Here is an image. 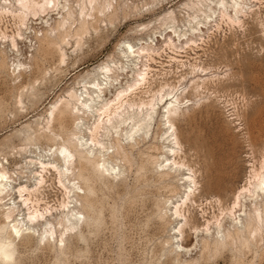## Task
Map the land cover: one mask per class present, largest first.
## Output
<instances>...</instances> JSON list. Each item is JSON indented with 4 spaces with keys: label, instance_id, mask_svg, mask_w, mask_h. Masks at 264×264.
<instances>
[{
    "label": "rangeland",
    "instance_id": "374dc122",
    "mask_svg": "<svg viewBox=\"0 0 264 264\" xmlns=\"http://www.w3.org/2000/svg\"><path fill=\"white\" fill-rule=\"evenodd\" d=\"M1 1L3 6L5 0ZM108 1L111 8L87 18L86 24L79 17L83 0H59L58 10L31 20L29 29L18 26L12 16L0 23L10 36L6 41L0 37V170L12 177L8 189L13 193L12 200L0 202V245L10 241L6 219L10 210L19 209L15 218L22 222L28 214L19 187L32 192L39 187L46 175L41 162H54L65 171L52 156L58 145L65 143L72 151L75 147L76 156L71 167L75 171L62 178L67 190L57 175L49 174L38 194L42 210L50 206L52 212L33 227L34 235L16 239L11 248L16 251L14 259L0 264H264V229L258 237L247 234V215L254 205L245 195L241 199L246 205L236 213L242 235L218 245L228 242V231L234 230L226 209L248 184L252 165L259 168L264 157V0H248L247 13L235 24L221 20V8L232 0H98V4ZM69 10L76 14L74 19L58 28ZM18 31L24 37L13 47L9 39ZM169 36L176 38L174 47L168 45ZM180 36L190 38V45L177 40ZM39 38L52 43L40 44ZM145 46L152 49V58L147 52L141 60L128 58L132 49ZM19 63L26 64L21 73ZM106 63L114 67L115 76L98 69ZM139 67L149 72L145 92L165 87L167 93L176 87L185 97L184 112L175 122L181 143L178 160L196 172L201 195L187 213L189 225L183 235L178 230L185 218L174 216V207L185 199L193 173L170 165L174 137H169L167 108L159 98L144 116L127 109L116 117L119 120L114 118V125L100 131L101 145L92 142L99 102L115 99L127 89ZM93 82L108 90L99 99L90 92L93 99L88 105L96 107L90 117L77 111L70 93L85 97ZM150 96L142 93L132 99L146 101ZM63 101L72 108L65 109V123L54 128L53 139L42 138L54 106ZM141 119L146 123L140 125ZM136 125L139 129L132 130ZM80 157L88 166L83 174ZM220 160L239 164V177L221 192L208 187L211 168ZM254 199L257 203L261 198ZM68 214H77L78 221L62 240L64 227L75 223ZM50 228L56 231L54 238L42 240Z\"/></svg>",
    "mask_w": 264,
    "mask_h": 264
},
{
    "label": "bare ground",
    "instance_id": "6f19581e",
    "mask_svg": "<svg viewBox=\"0 0 264 264\" xmlns=\"http://www.w3.org/2000/svg\"><path fill=\"white\" fill-rule=\"evenodd\" d=\"M247 1L248 0H232V4L229 7L222 5L223 8H221V20L225 21L227 24L228 23H231V24L239 23L240 19H241V15H245L247 13V11H246L247 5H248ZM1 2L4 3V0L1 1ZM258 2H259V0H258ZM82 3L83 4H82V6L80 8V16L79 17H81V19H83L85 24H86V22H88L87 18H89V17L93 18V16L95 17L98 14L99 15L105 14L106 10L109 9V7L111 8V6H112V2L111 1L106 2V4H104V5L98 4V0H88V3L83 0ZM87 4L90 6V9L88 8ZM1 6L2 5H0V7ZM64 6L66 7V4ZM58 7H59V0H15L14 4L12 2H10V0H9V2L7 0H5V3L0 8V23H2L3 20L6 19L7 17L12 16V19L17 21L18 26L21 25V27L29 29V24H30L31 20H34L35 18H37L39 16L42 17L43 15L49 13L50 11L58 10ZM87 10H88V12H87ZM60 13H61V11H59V14ZM74 14H75L74 11L72 12V11L69 10L68 19L66 18V16L64 17V15H62L63 17L60 18L61 21H59V23H58V28H60V27L64 28L66 26L68 20L74 19V16H73ZM69 24H70V22H69ZM82 24H80V26ZM19 29H20L19 31H22L21 28H19ZM69 29H70V27H69ZM80 30H82V29L80 28ZM19 31H18V33L16 35L19 39L17 37H15V35H13L11 37V40L9 39V41H11L10 44H12L13 47H18L19 41L23 40V38H22V37H24L22 35L23 33L21 32L22 33L21 34ZM51 31H54V29H52ZM85 31L86 30H84V32ZM46 32H47V30H46ZM56 32H58V30H56ZM77 33H78V30H77ZM59 34H61V33H59ZM8 35L9 34H7V32L2 30L1 27H0V37L5 40V39L10 37ZM169 39L171 41L169 40L170 43L168 45L174 47V43L176 41V38H175V41L174 40L172 41V36H169ZM54 40H56V39H54ZM177 40H179L182 44H185V45H190V42H191L190 38H186V40H184L181 36ZM44 41H48L49 42L48 44L52 43L51 40H48V39L43 40V39L39 38L40 44L42 42H44ZM66 43H68V42H66ZM77 44L80 45L79 43H77ZM60 45H62V44H60ZM49 46H51V45H49ZM150 50H152V49H150ZM150 50L148 48H146V46L145 47H141V48L137 49L136 51H133V49H132V53H131V55H128V58L129 59H132V58L136 59V58H140L141 57L143 59L142 56H143L144 52L149 53V57L152 58V56H151L152 53H150ZM30 58L33 59V56L30 57ZM65 58H66V55H65V52H63L62 56H61V62L62 63L65 62V60H66ZM141 58H140V60H141ZM25 66H26V64H24V63H19L18 64L17 69H18L19 73L24 71V67ZM98 69L102 72V74H104L107 77H109V76L111 77V75L115 76V75H113L115 73L114 72L115 71L114 67H112L111 65H109L107 63L103 64L101 66H98ZM137 71L138 72L135 75V79H133L134 80L133 83L132 84L130 83V85L128 86L127 89L120 90L117 93L115 99H112L110 101L107 100V102H99V103L102 104L100 107H97V108L96 107H92V108H94V110L96 108L95 112L97 113V115H96L97 118H96V121H95V124H94V129H93V134H92V142L95 143L97 146L101 145L100 141L98 140V136L100 134V131L102 129H104V127L107 124L111 125V123L114 120V118H116V117L119 118L121 116V114L124 113V112L128 113V112H126L127 109H129V110L132 109L133 111L136 110L139 113V115L138 114L137 115L141 116L143 114L144 110L145 111L147 110V112H149L152 109L154 110V108H155L154 102H155V100L157 98H159V100H160L159 103L161 104V106L167 108L166 113H165L167 115V117H166L167 120L166 121L169 124L168 126H170V128L168 127L169 131L172 130V133H171V135L169 137H174L173 145H175V147H173V149L171 150V153H172V156H173L174 159L172 161L173 163L170 164V165H172L173 167H175L176 169H179V170L181 168L185 167L191 173H193V175H190V177L188 178L189 182H190V187H189L190 189L187 192V195H186L185 199L182 201L181 204H177L174 207V209H175L174 216H176L177 218H181V217L185 218L184 225L181 226L179 228V230H178V232H180L183 235L184 232H185L184 229H186L185 227L187 225H189V220L187 218V213H189V212L191 213L192 206L195 203L198 202L197 200H198L199 196L201 195V191H199V188H198L199 182L196 180V172L194 171V169H192L188 165H186V163H184L183 160L182 161L178 160L179 151H178L177 148L181 147V143H180L179 137H178V135L176 133L175 122L177 120L178 115H180L181 113L184 112V109H185V106H184L185 97L183 95V92L179 93V89H177L176 87H172V90L171 91L168 90L170 92H167V93L165 91V87H162L159 90L154 91V92L151 91V90L145 92L146 85H148V86L150 85V81H149V77H148L149 76V72H145V70H143L142 67H139V70H137ZM118 76L119 75H117V79H118ZM92 85L93 86H91V87H86L85 90H86V93L88 95L85 96V97H84V95L79 96V94L75 93L74 91H72L70 93V99L74 100L76 106L78 107L77 111L79 110V112L81 114H83V115H90V117H92L91 114L93 113V109L91 107H89L88 104H89V101L91 102V100L93 99L92 94H94L95 96L98 95V98L97 97L96 98L99 99L100 96L104 95V93L108 90V88H107L108 86L105 87V86L99 84L98 82L94 83ZM148 89H150V87H148ZM142 93H151L150 99L146 100V101L143 98L140 99L141 97L139 98V101H136L135 99H132V98H136V97L140 96V94H142ZM66 101H69V100H66ZM69 103H66V102L63 101L61 103V106H54V108H53V110L51 112V115H50V120L48 121V123H46L47 124V129H45L44 132L41 134L42 138L53 139L52 137L54 135L57 136L54 128L56 126H58V125L62 126L65 123L66 118L64 116V113L66 112L65 109L68 107V105H70ZM99 103H96V104L99 105ZM142 116H144V115H142ZM83 117H85V116H83ZM118 118H116V119H118ZM147 118H149V117H147ZM142 121H144V119L143 120L141 119L139 121L140 125H141ZM126 122H125V124H126ZM134 122H136V121H134ZM123 123H124V121H123ZM123 123H121V124H123ZM112 125H114V124L112 123ZM137 125L132 127V130L139 129V128H137ZM142 127H143V124H142ZM142 127L140 126L141 129H142ZM141 129H140V132H141ZM137 133L139 134V132H137ZM52 134H54V135H52ZM135 135H137V134H135ZM77 147L79 148V146H77ZM83 147H85V146L83 145ZM71 149L68 146H66L65 143L64 144H60V145L57 146V148L54 150V153L52 154L54 159H57V161H60L61 164L64 165L63 168H66V169H64L65 171H63V169L61 170L59 167H57V165H55L54 162H50V163H46V161L41 162L42 171L46 175H42L41 176V179L38 182L39 183V187L36 186L37 189L36 188L33 189L34 190L33 192L30 191V189L28 187H24V186L19 187V189H18L19 191H17L19 193V198H20V200L22 199V204H23L24 207L27 208V211H28V214H27V217H26L27 223L25 222L26 219H23L24 221L22 222V220H19V219L15 218V215H16L17 211L19 210L16 207L12 208L10 210V212L8 211L9 212L8 214L6 213L7 214L6 215V219H7V221L9 220V223H10V229L8 231V234H7V235H9V240L10 241L7 242L8 244L5 243L6 245H0V260L1 261H3V262L12 261L14 259L16 251H14V250L12 251L11 248L13 246H15L14 242L16 241V239L17 238H23V237H25L27 235H29V236L34 235L33 227H35L36 225H40V223L46 219V216L52 212L51 209H50V206L49 207L46 206L44 208V210H42V208H41L42 206H41V203H40L41 200L38 197V194L41 193L40 191H41L42 185L48 183V179L47 178H49L48 177L49 174H51V176L57 175L59 177V179H58L59 181L58 182L63 184L62 183V181H63L62 178H65L66 176L70 175V173L72 174L75 171L74 170L73 172H71V170L74 168L73 166L75 165V161H74V159H75L74 157H76L74 155L75 147L73 149L74 152ZM103 149H104V147H103ZM49 151H52V150L50 149ZM85 156H87V155H85ZM91 159H93V158H91ZM238 165L239 164H237L236 161L229 160V161H225V162L221 161L217 165L213 166L211 168V180L208 181L209 182L208 183V187L209 188L210 187L215 188V189L219 190L220 192L221 191H225L239 177ZM71 167H72V169H71ZM79 167H80V172L82 174L88 169L87 162L86 161L84 162L82 160V157H80ZM99 167L101 168V166H99ZM166 168H169V167H166ZM53 172H55V174H52ZM70 177H72V176H70ZM11 179H12V177L9 176V173L4 168H2L0 170V202H3L5 200L7 201V200H12L13 199V197H11V196H13L12 190L8 189V184L10 183ZM71 181H70V183H71ZM63 186L65 187L64 184H63ZM74 186H75V184H74ZM74 186L71 187V188L73 189ZM75 188H77V187H75ZM66 190H67V188H66ZM26 193H28V194L25 195ZM244 195L247 196L251 200L253 205H254V207H253L254 209H251L252 211H251L250 214L247 213L248 214L247 215L245 213V215L248 216V224H247V232L248 233L247 232L246 233L250 237L251 236L258 237L259 235H261V233L263 232V229H264V157H263V159H262V161L260 163V167L259 168L256 167L255 164L252 165L251 176H250V179L248 181V184L245 185L242 188V190L239 192V194H238V196L236 198V201L233 203V207H228L227 209L225 208L226 211L228 212V217L232 218V226H233L234 230L233 231H231V230L228 231L227 239L229 241L228 242H218L219 246H223V245L231 243V241H233L235 239V237H239L243 233L239 229V224L237 223L238 219L236 218V213L243 211V208L246 205V204H244L243 200L241 199V196H244ZM218 196H219V201L221 202V198H222L221 197L222 196L221 193L218 194ZM255 196H258V199L261 198L260 201L257 202V203H256V201H258V200L254 199ZM254 202H255V204H254ZM224 204H225V202H224ZM260 206L263 207L262 211L260 210ZM62 207H64L65 209L68 208V206L65 203H62ZM67 213H70V212L67 210ZM68 215H70V214H68ZM69 217L71 218V221L73 220L75 223L72 224L71 226L69 225V226H65L64 227L63 232H61V234H60L61 235V239L65 236L66 233H69V231L74 230V228L76 227L75 225L77 224V221H78V218H77L78 215L77 214L76 215L75 214H71ZM223 219H225V218H223ZM47 223L48 222H46L45 224L47 225ZM218 223H219V219H218ZM48 224H51V223H48ZM62 225H64V224H62ZM55 232L56 231H54L53 228L45 229V232L42 233V237H43L42 240H45L47 238L50 240L51 238H54ZM182 239H183V237H182ZM62 240H61V242H62ZM185 246L186 247L190 246V239H186L185 240ZM15 250H16V247H15Z\"/></svg>",
    "mask_w": 264,
    "mask_h": 264
}]
</instances>
